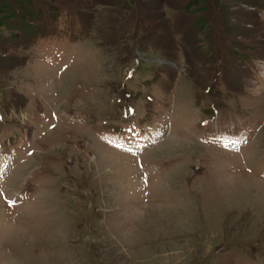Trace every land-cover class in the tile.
<instances>
[{
    "label": "rangeland",
    "instance_id": "1",
    "mask_svg": "<svg viewBox=\"0 0 264 264\" xmlns=\"http://www.w3.org/2000/svg\"><path fill=\"white\" fill-rule=\"evenodd\" d=\"M0 23V264H264V0Z\"/></svg>",
    "mask_w": 264,
    "mask_h": 264
},
{
    "label": "trees",
    "instance_id": "2",
    "mask_svg": "<svg viewBox=\"0 0 264 264\" xmlns=\"http://www.w3.org/2000/svg\"><path fill=\"white\" fill-rule=\"evenodd\" d=\"M1 24V23H0Z\"/></svg>",
    "mask_w": 264,
    "mask_h": 264
}]
</instances>
